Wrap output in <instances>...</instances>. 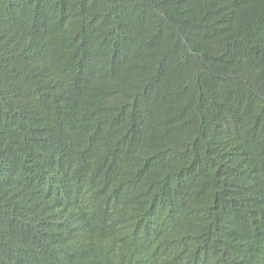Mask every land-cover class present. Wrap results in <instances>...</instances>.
Returning <instances> with one entry per match:
<instances>
[{
	"label": "trees",
	"instance_id": "trees-1",
	"mask_svg": "<svg viewBox=\"0 0 264 264\" xmlns=\"http://www.w3.org/2000/svg\"><path fill=\"white\" fill-rule=\"evenodd\" d=\"M0 264H264V0H0Z\"/></svg>",
	"mask_w": 264,
	"mask_h": 264
}]
</instances>
